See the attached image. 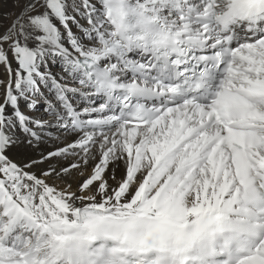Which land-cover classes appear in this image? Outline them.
Here are the masks:
<instances>
[{"label": "snow or ice", "instance_id": "obj_1", "mask_svg": "<svg viewBox=\"0 0 264 264\" xmlns=\"http://www.w3.org/2000/svg\"><path fill=\"white\" fill-rule=\"evenodd\" d=\"M17 6L0 26V264H264V0ZM56 58L60 78L41 70ZM41 86L79 134L41 162L79 160L37 176L9 154L41 138L20 108ZM93 161L75 190L48 182Z\"/></svg>", "mask_w": 264, "mask_h": 264}, {"label": "bare ground", "instance_id": "obj_2", "mask_svg": "<svg viewBox=\"0 0 264 264\" xmlns=\"http://www.w3.org/2000/svg\"><path fill=\"white\" fill-rule=\"evenodd\" d=\"M19 1L18 3L17 0H4V2L0 4V26L7 27L12 23L13 18H10L12 17V13L15 11V13H18L20 8L17 5H22L23 3V0ZM72 28L77 35H80V29L76 25H72ZM13 67H15V64H13ZM43 68L44 70L51 69L57 78H60L62 75H64L62 71V62L59 60V58L49 59ZM3 78H5L4 69L0 67V79ZM43 88H46V95L42 98L44 105L41 108L38 106L35 110L30 109L27 107V104L24 101H21L20 104L22 111L31 116L33 119L40 120L44 124V127L37 129L41 137L40 140L30 147L26 146L19 148L9 154L17 161H26L29 159L36 161V163L32 166V172L37 176L49 168L61 169L68 167L71 163H76L79 160L78 157H74L72 155H62L52 157L51 159H44L43 162H41L42 157L47 156L49 152H53L58 148L65 147L79 138L78 133H70L56 125L55 119L47 107L48 101L56 104L54 91L49 90L47 87ZM69 96L71 100L77 105L82 103L79 97L72 96L71 94H69ZM51 97L53 99H51ZM77 151H79V149H77ZM94 163V161L90 162L86 168L82 167L79 170L73 169L71 175L65 176L63 179L53 178L48 182L50 184L55 183L58 188L65 186L66 183H70L73 190H75L77 184L91 172L92 164ZM123 174L124 165L123 163H119L118 165H111L109 170L106 172L105 177L108 179L109 184L114 187L116 182L121 179Z\"/></svg>", "mask_w": 264, "mask_h": 264}, {"label": "rangeland", "instance_id": "obj_3", "mask_svg": "<svg viewBox=\"0 0 264 264\" xmlns=\"http://www.w3.org/2000/svg\"><path fill=\"white\" fill-rule=\"evenodd\" d=\"M18 1H19V0H17V2H18ZM19 2H20V1H19ZM19 2H18V3H19ZM15 12H16V11H15ZM15 12L12 13V17H10V18H14V15L16 14ZM10 20H11V19H10ZM41 70L43 71L44 68H42ZM71 86H73V84H72ZM41 92H43L42 89H41ZM43 94H44V92H43ZM51 99H53V98L51 97ZM40 100H41V99L38 100V104H42ZM41 107H42V106H41ZM41 107H39V108H41Z\"/></svg>", "mask_w": 264, "mask_h": 264}]
</instances>
